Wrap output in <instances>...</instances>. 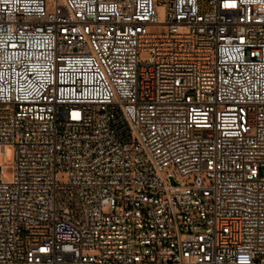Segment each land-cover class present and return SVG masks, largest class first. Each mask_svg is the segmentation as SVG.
Segmentation results:
<instances>
[{
    "label": "built area",
    "instance_id": "1",
    "mask_svg": "<svg viewBox=\"0 0 264 264\" xmlns=\"http://www.w3.org/2000/svg\"><path fill=\"white\" fill-rule=\"evenodd\" d=\"M10 149L0 264H264V0H0Z\"/></svg>",
    "mask_w": 264,
    "mask_h": 264
},
{
    "label": "rangeland",
    "instance_id": "2",
    "mask_svg": "<svg viewBox=\"0 0 264 264\" xmlns=\"http://www.w3.org/2000/svg\"><path fill=\"white\" fill-rule=\"evenodd\" d=\"M153 31H157V29H153ZM150 54L148 52H142L139 54V62L140 63H146L148 61ZM13 153L12 150H8L7 154L5 156L0 157V163L4 165L5 167L0 171V176L6 177L7 179H13L14 176V170L13 167L10 165V162L12 161ZM170 169L167 170V172ZM196 174H191L187 176H178V181L183 184H191L195 178ZM203 178L205 179V185H210V180L206 178L205 175H203ZM59 179L61 182H66L68 180L66 173H60Z\"/></svg>",
    "mask_w": 264,
    "mask_h": 264
}]
</instances>
